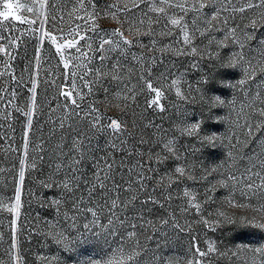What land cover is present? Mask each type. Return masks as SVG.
<instances>
[{
    "label": "rangeland",
    "instance_id": "rangeland-1",
    "mask_svg": "<svg viewBox=\"0 0 264 264\" xmlns=\"http://www.w3.org/2000/svg\"><path fill=\"white\" fill-rule=\"evenodd\" d=\"M0 264H264V0H0Z\"/></svg>",
    "mask_w": 264,
    "mask_h": 264
},
{
    "label": "trees",
    "instance_id": "trees-1",
    "mask_svg": "<svg viewBox=\"0 0 264 264\" xmlns=\"http://www.w3.org/2000/svg\"><path fill=\"white\" fill-rule=\"evenodd\" d=\"M2 201H3V200H2V197H1V195H0V205H1Z\"/></svg>",
    "mask_w": 264,
    "mask_h": 264
}]
</instances>
